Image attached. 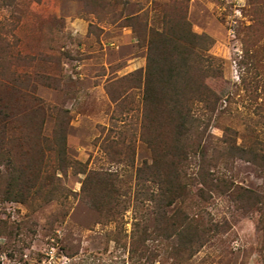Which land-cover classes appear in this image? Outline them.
Segmentation results:
<instances>
[{"label":"rangeland","instance_id":"1","mask_svg":"<svg viewBox=\"0 0 264 264\" xmlns=\"http://www.w3.org/2000/svg\"><path fill=\"white\" fill-rule=\"evenodd\" d=\"M182 16L213 40L209 71L188 78L218 98L193 103L199 152L235 188L203 200L195 182L166 208L212 225L191 252L174 228L153 232L149 165L167 161V126L144 97L150 27ZM229 135L247 152L224 153ZM263 156L264 0H0V264H264Z\"/></svg>","mask_w":264,"mask_h":264},{"label":"trees","instance_id":"2","mask_svg":"<svg viewBox=\"0 0 264 264\" xmlns=\"http://www.w3.org/2000/svg\"><path fill=\"white\" fill-rule=\"evenodd\" d=\"M162 19L161 26L150 27L152 37L149 41L144 93L147 101H162L167 126L164 153L168 157L167 161L161 163L155 160L149 165V174L152 176L149 180L157 186V190L151 193V200L155 201L157 206L153 232L158 236L167 237L169 233L166 234L165 231L174 228L179 238L178 245H180V240H185L181 243L182 251L191 252L199 240L211 230L212 225L202 211L190 214L186 209L181 208L178 212L180 215L177 219L180 222L177 226V219L170 223L166 208L176 199L184 201L195 182L200 184L196 194L203 200L207 199V190H212L214 186L228 190L231 194L235 192V188L233 183L227 179L220 180L219 177L225 176L217 170V163H212L213 170L208 168L211 163L207 164L204 161V152H199L205 130L200 129L201 121L194 115L193 103H204L207 108L211 109L217 104L218 98L214 99L215 93L205 83L199 80L190 82L188 79L193 66L201 73L204 70L209 71L205 51L209 50L213 40L205 33L193 31L186 16L174 22L166 18ZM145 26L146 29L149 28L147 21ZM136 32L141 35L138 31ZM191 59H195L194 65L190 63ZM6 117L5 123L10 124L13 119L12 115L8 114ZM193 136L197 137V144ZM221 141L224 153L226 151L237 154L247 152L233 135ZM195 146L196 149L193 150ZM152 147L155 150V145ZM192 153H201L202 156L198 172L192 173L193 175L189 172V158ZM251 153L255 160L259 157L253 150ZM138 178L141 179V177ZM16 182L17 178L12 177L9 187H14ZM238 199L242 200V196ZM113 200L114 196L106 194L97 199L95 205L105 207ZM143 230H147V227L144 226ZM179 254L182 256L180 251Z\"/></svg>","mask_w":264,"mask_h":264}]
</instances>
